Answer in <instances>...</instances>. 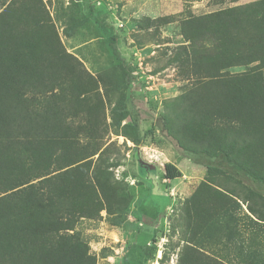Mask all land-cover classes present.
I'll return each mask as SVG.
<instances>
[{"label":"trees","instance_id":"16d2710c","mask_svg":"<svg viewBox=\"0 0 264 264\" xmlns=\"http://www.w3.org/2000/svg\"><path fill=\"white\" fill-rule=\"evenodd\" d=\"M68 23L66 37L83 21ZM179 30L188 44L170 62L193 88L167 104L162 128L205 175L183 204L177 264H264V0L188 16ZM113 69L122 82L107 126L97 90L109 94L114 70L89 76L41 0H12L0 13V264H96L75 225L104 212L122 226L131 198L103 140L126 119L134 147L144 136L132 78ZM176 169L164 164V179L180 177Z\"/></svg>","mask_w":264,"mask_h":264},{"label":"rangeland","instance_id":"374dc122","mask_svg":"<svg viewBox=\"0 0 264 264\" xmlns=\"http://www.w3.org/2000/svg\"><path fill=\"white\" fill-rule=\"evenodd\" d=\"M12 0H0V13ZM68 54L74 56L89 76L111 73L105 94L100 84L105 124H111V110L120 94L115 88L122 82L120 64L132 78L130 95L140 116L143 144L134 145L123 135L129 119L110 128L104 145L110 157L121 165L112 169L113 178L131 198L120 227L101 219L80 220L75 231L88 244L96 264H177L188 234L184 205L205 175L204 163L188 157L162 128L167 104L193 88L192 81L177 63L174 54L188 43L179 30V20L219 9L244 5L251 0H41ZM74 5L76 7H74ZM83 21L66 37L70 18ZM175 18L163 25L162 20ZM232 73L242 68L231 70ZM110 86V87H109ZM157 168L156 185L135 169V157ZM170 163L180 172L174 180L164 179L163 165ZM144 171V170H143ZM245 209V207H243ZM264 242V239H263ZM146 247V252L142 253ZM210 253V252H209ZM231 262V257L230 260ZM228 264V262H227Z\"/></svg>","mask_w":264,"mask_h":264},{"label":"water","instance_id":"95a60500","mask_svg":"<svg viewBox=\"0 0 264 264\" xmlns=\"http://www.w3.org/2000/svg\"><path fill=\"white\" fill-rule=\"evenodd\" d=\"M135 164H136L135 169L137 170V172L143 173L145 178H147L148 180L151 181L152 185L157 186L156 181L154 179V177L157 174V168L155 167V165L148 164V163L144 162L143 160H141L138 153H137V157L135 160Z\"/></svg>","mask_w":264,"mask_h":264},{"label":"crops","instance_id":"0c3cea01","mask_svg":"<svg viewBox=\"0 0 264 264\" xmlns=\"http://www.w3.org/2000/svg\"><path fill=\"white\" fill-rule=\"evenodd\" d=\"M253 0H251L250 2H252Z\"/></svg>","mask_w":264,"mask_h":264},{"label":"flooded vegetation","instance_id":"af4514ba","mask_svg":"<svg viewBox=\"0 0 264 264\" xmlns=\"http://www.w3.org/2000/svg\"><path fill=\"white\" fill-rule=\"evenodd\" d=\"M141 174H143V173H141Z\"/></svg>","mask_w":264,"mask_h":264}]
</instances>
